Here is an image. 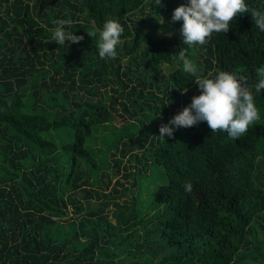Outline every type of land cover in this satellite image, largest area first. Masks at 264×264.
Wrapping results in <instances>:
<instances>
[{
	"label": "trees",
	"instance_id": "16d2710c",
	"mask_svg": "<svg viewBox=\"0 0 264 264\" xmlns=\"http://www.w3.org/2000/svg\"><path fill=\"white\" fill-rule=\"evenodd\" d=\"M153 3L0 0V264H264V93L237 142L206 122L159 131L209 72L254 87L264 36L249 12L184 45L172 15L187 0ZM57 19L84 39L59 46ZM106 19L124 32L117 55L101 59ZM181 48L192 74L177 62ZM106 126L117 133L96 150ZM144 173H158L159 186L146 189Z\"/></svg>",
	"mask_w": 264,
	"mask_h": 264
},
{
	"label": "clouds",
	"instance_id": "9594fccd",
	"mask_svg": "<svg viewBox=\"0 0 264 264\" xmlns=\"http://www.w3.org/2000/svg\"><path fill=\"white\" fill-rule=\"evenodd\" d=\"M264 4V0H261ZM153 6H163V0H154ZM251 14L253 28L264 36V10L248 8L246 0H187L173 11L172 21H182L181 35L183 44L188 46L203 45L214 33L224 34L229 31L230 23L245 13ZM73 21L57 19L52 30V40L59 46L79 44L84 37L69 30ZM124 27L116 19H106L99 30L98 56L114 58L117 46L121 44ZM88 33V32H87ZM93 37L94 33H88ZM68 42V43H66ZM187 48L177 53V62L182 63L185 73L195 71L192 61L187 58ZM257 83L254 87L234 72L217 70L196 80L200 94L192 98L191 104L174 115L166 124H161L160 135L172 137L180 128H190L206 122L208 127L227 133V139L237 142L248 134L259 119L255 99L264 93V66L255 71ZM186 193H194L193 184L183 185Z\"/></svg>",
	"mask_w": 264,
	"mask_h": 264
},
{
	"label": "rangeland",
	"instance_id": "374dc122",
	"mask_svg": "<svg viewBox=\"0 0 264 264\" xmlns=\"http://www.w3.org/2000/svg\"><path fill=\"white\" fill-rule=\"evenodd\" d=\"M124 122H125V120L122 117H117L116 121L114 122V125H115V127L120 128V127H122V123H124ZM115 133H117V131L114 132L112 126H106V128L100 129V131L96 133L98 142H97V146L95 147V149L99 150L101 148L102 140H104L105 134L114 135ZM148 176H150L149 173H147V174L144 173L141 180L143 182H145L146 189H148L150 191V190H153L154 188L159 186L161 179H160V175L158 173H156V174L153 173V176L151 178H149ZM146 189H143L144 198L148 197V195H150V192H148Z\"/></svg>",
	"mask_w": 264,
	"mask_h": 264
},
{
	"label": "water",
	"instance_id": "95a60500",
	"mask_svg": "<svg viewBox=\"0 0 264 264\" xmlns=\"http://www.w3.org/2000/svg\"><path fill=\"white\" fill-rule=\"evenodd\" d=\"M196 197H197V201H198V202H200V201H201V198H202V196H201L200 194H197V196H196Z\"/></svg>",
	"mask_w": 264,
	"mask_h": 264
}]
</instances>
